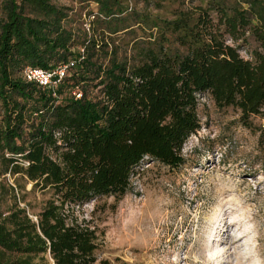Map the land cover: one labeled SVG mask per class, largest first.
Returning a JSON list of instances; mask_svg holds the SVG:
<instances>
[{
    "label": "trees",
    "instance_id": "trees-1",
    "mask_svg": "<svg viewBox=\"0 0 264 264\" xmlns=\"http://www.w3.org/2000/svg\"><path fill=\"white\" fill-rule=\"evenodd\" d=\"M93 1L98 30L67 26L66 7L51 0L0 2L1 172L49 192L34 217L21 206L0 215V264H44L45 253L53 264H112L96 257V228L74 206L122 195L143 155L180 164L198 127L196 92L264 124V0H206L171 18ZM131 24L154 35L119 53L112 34ZM247 36L255 45L244 57L227 39ZM60 64L54 93L20 75Z\"/></svg>",
    "mask_w": 264,
    "mask_h": 264
},
{
    "label": "rangeland",
    "instance_id": "rangeland-1",
    "mask_svg": "<svg viewBox=\"0 0 264 264\" xmlns=\"http://www.w3.org/2000/svg\"><path fill=\"white\" fill-rule=\"evenodd\" d=\"M51 1L66 7L67 26L99 29L91 24L93 0ZM205 1L120 3L134 15L171 18L177 9ZM210 15L214 18L215 12ZM130 27L112 34L119 53L131 52L134 38H148L150 31L154 35V27ZM227 41L244 57L255 45L248 36ZM195 98L198 127L181 144L180 164L169 166L143 155L132 166L122 195H96L74 206L96 228L97 258L112 264H264L263 117L249 114L242 120L238 108L216 104L207 91L196 92ZM1 169L0 215L21 206L34 217L49 192ZM210 254L221 256L209 262ZM42 261L53 264L47 253Z\"/></svg>",
    "mask_w": 264,
    "mask_h": 264
},
{
    "label": "built area",
    "instance_id": "built-area-1",
    "mask_svg": "<svg viewBox=\"0 0 264 264\" xmlns=\"http://www.w3.org/2000/svg\"><path fill=\"white\" fill-rule=\"evenodd\" d=\"M65 72V65H56L54 68H42L39 66L25 65L20 71V75L25 80L36 82L42 87L52 89V93L56 84L60 81ZM79 92H75L78 95Z\"/></svg>",
    "mask_w": 264,
    "mask_h": 264
},
{
    "label": "bare ground",
    "instance_id": "bare-ground-1",
    "mask_svg": "<svg viewBox=\"0 0 264 264\" xmlns=\"http://www.w3.org/2000/svg\"><path fill=\"white\" fill-rule=\"evenodd\" d=\"M231 247V246H230ZM227 253V252H226ZM216 254H219V252H217ZM212 255H214V254H210V258L207 260V261H209V262H213V261H215L218 257H220L221 255H217V256H215V257H213ZM225 261V260H224ZM223 261V262H224Z\"/></svg>",
    "mask_w": 264,
    "mask_h": 264
}]
</instances>
